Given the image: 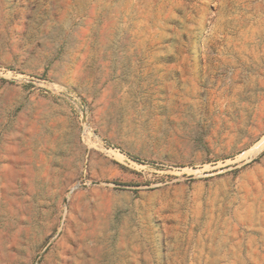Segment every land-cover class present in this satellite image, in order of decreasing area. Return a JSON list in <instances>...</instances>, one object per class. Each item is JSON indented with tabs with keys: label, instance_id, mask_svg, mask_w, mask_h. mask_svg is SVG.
I'll list each match as a JSON object with an SVG mask.
<instances>
[{
	"label": "rangeland",
	"instance_id": "374dc122",
	"mask_svg": "<svg viewBox=\"0 0 264 264\" xmlns=\"http://www.w3.org/2000/svg\"><path fill=\"white\" fill-rule=\"evenodd\" d=\"M229 1L0 0V264H264V0Z\"/></svg>",
	"mask_w": 264,
	"mask_h": 264
},
{
	"label": "crops",
	"instance_id": "0c3cea01",
	"mask_svg": "<svg viewBox=\"0 0 264 264\" xmlns=\"http://www.w3.org/2000/svg\"><path fill=\"white\" fill-rule=\"evenodd\" d=\"M251 5V1L250 0H241L240 2H238V4L235 1H229V3L227 4V6H240V7H246L248 5ZM246 11H241V15H243L244 13H246ZM264 139V136L257 142L255 143L249 150L248 152H246V156L248 155H252V154H256L257 152H259L260 150L263 149L264 147V142H262ZM208 179H203V180H198L196 183H199V185H202L205 183V181H207Z\"/></svg>",
	"mask_w": 264,
	"mask_h": 264
},
{
	"label": "built area",
	"instance_id": "2783aa9c",
	"mask_svg": "<svg viewBox=\"0 0 264 264\" xmlns=\"http://www.w3.org/2000/svg\"><path fill=\"white\" fill-rule=\"evenodd\" d=\"M86 130H89L90 131V134H93L92 131L89 128H86Z\"/></svg>",
	"mask_w": 264,
	"mask_h": 264
},
{
	"label": "bare ground",
	"instance_id": "6f19581e",
	"mask_svg": "<svg viewBox=\"0 0 264 264\" xmlns=\"http://www.w3.org/2000/svg\"><path fill=\"white\" fill-rule=\"evenodd\" d=\"M262 142H264V139H263V141H262ZM243 157H246V154H244V155H243Z\"/></svg>",
	"mask_w": 264,
	"mask_h": 264
}]
</instances>
